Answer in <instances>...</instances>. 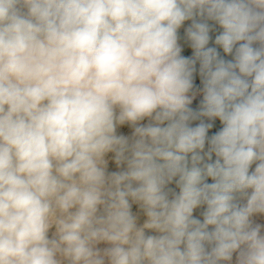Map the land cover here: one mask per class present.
<instances>
[{
  "label": "clouds",
  "instance_id": "9594fccd",
  "mask_svg": "<svg viewBox=\"0 0 264 264\" xmlns=\"http://www.w3.org/2000/svg\"><path fill=\"white\" fill-rule=\"evenodd\" d=\"M0 264H264V0H0Z\"/></svg>",
  "mask_w": 264,
  "mask_h": 264
},
{
  "label": "trees",
  "instance_id": "16d2710c",
  "mask_svg": "<svg viewBox=\"0 0 264 264\" xmlns=\"http://www.w3.org/2000/svg\"><path fill=\"white\" fill-rule=\"evenodd\" d=\"M182 54H185V55H190V52H185V53H182ZM196 83L199 84V78L197 77L196 78ZM194 106H195V103H194ZM220 125H219V122L217 121L216 122V126L212 129V132H215L219 129ZM211 134V133H210ZM172 187V186H171Z\"/></svg>",
  "mask_w": 264,
  "mask_h": 264
},
{
  "label": "rangeland",
  "instance_id": "374dc122",
  "mask_svg": "<svg viewBox=\"0 0 264 264\" xmlns=\"http://www.w3.org/2000/svg\"><path fill=\"white\" fill-rule=\"evenodd\" d=\"M124 131L127 132L128 130L125 129ZM110 170H116L115 167H114V165L110 166ZM172 187L174 188L175 186L172 185ZM176 190L178 191V189H176ZM133 210H134V211L136 210V209H135V206H134V209H133ZM200 211H201V210H197V213H196L197 216H199ZM201 218H202V217H201Z\"/></svg>",
  "mask_w": 264,
  "mask_h": 264
}]
</instances>
